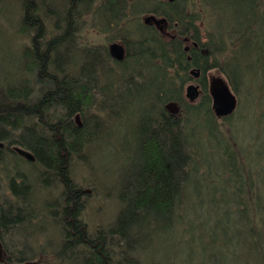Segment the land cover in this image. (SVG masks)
I'll use <instances>...</instances> for the list:
<instances>
[{
	"label": "trees",
	"instance_id": "16d2710c",
	"mask_svg": "<svg viewBox=\"0 0 264 264\" xmlns=\"http://www.w3.org/2000/svg\"><path fill=\"white\" fill-rule=\"evenodd\" d=\"M10 2L19 10L17 35L29 38L15 71L0 79V244L6 263L131 264L130 257L153 241L149 235L140 246L129 244V234L142 232L143 214L157 211L170 216L172 225L190 173L210 178L211 166L199 158L200 139L213 138L228 160L221 162L222 176L236 191L245 184L244 202L234 204L244 211L261 206L258 225L248 220L243 231L246 246L253 243L264 264V178L259 183L247 178L235 153L247 154L228 142L236 137L231 117L237 108L239 113L242 99L253 98L251 107L259 112L264 102V56L254 45L259 37L264 45V36H257L264 34V0H63L56 9L43 0ZM87 13L108 41L121 42L122 57L105 46L96 50L80 43ZM147 14L164 17L174 35L166 39L158 25L142 19ZM202 21L209 27L203 29ZM214 69L239 95L237 107L221 118L214 112L207 78ZM188 70L196 73L191 77L201 88L195 103L183 98ZM228 123L231 131L220 129ZM125 125L138 129L137 157L130 158L133 173L117 191L122 205L117 222L125 221L128 235L98 224L89 233L81 213L90 190L73 182L72 164L80 160L95 170L100 141ZM49 227L51 238L29 252L28 236ZM16 236L21 243H15Z\"/></svg>",
	"mask_w": 264,
	"mask_h": 264
},
{
	"label": "rangeland",
	"instance_id": "374dc122",
	"mask_svg": "<svg viewBox=\"0 0 264 264\" xmlns=\"http://www.w3.org/2000/svg\"><path fill=\"white\" fill-rule=\"evenodd\" d=\"M1 1L3 6L0 10V73L2 72L0 79H5L9 77L7 74L18 62L17 55L27 44L29 36L25 34L17 35L15 31V22L19 12L18 6L15 8V4L11 3L10 0ZM12 1L14 2V0ZM43 1L50 7L62 8L63 0ZM47 5L45 4V6ZM89 16L90 14L88 13L83 15L85 21L82 22L83 24H81L78 32L80 43L89 47L93 46L96 50H99L98 46H105L106 48H110L112 45L121 46V42L118 39L111 38L108 41L95 28L94 24H91L93 22L88 20L90 19ZM150 16H153L155 21L164 20L158 26L166 33V39H170L174 35L175 31L170 29V25L167 28V22L164 17L160 18V16L156 17L157 15L155 16V14H147L143 15L142 19L145 20ZM148 23L154 24L155 22L151 20ZM202 27L205 29L209 25L207 22L202 21ZM257 36H264V34H258ZM108 37L111 36L108 35ZM262 42L260 37L254 41L259 57L262 54L261 57L264 56V45H262ZM259 44L261 47L258 46ZM119 47H117L121 53L119 57H122L125 52L124 49L121 52ZM100 49L102 50V48ZM4 52H7L9 56L6 57ZM254 52H250L244 60L246 62L250 60V57L254 56ZM2 64L8 67L5 69ZM14 71L15 69H13L11 74ZM188 71L190 76L183 83V98L185 102L195 103L201 99V88L199 83L192 79V77L196 76V73L191 70ZM180 74H182V71ZM251 77L252 74H250L249 80ZM207 78L210 85L211 102L214 106L212 100L213 92L217 91L221 86L228 85L226 77L216 69L208 71ZM233 93L237 101H239V95L235 92ZM252 101L253 98H243L239 113L236 115L238 108L233 113L231 118L232 121L234 120V132L237 138L233 136V139H231L230 137L228 142L230 144L233 143V146L230 145L231 149L234 147L237 151L238 149L240 150L241 146V149L245 151L247 155H242L241 157L238 153H235L236 162L244 165V175L249 174V176H246L247 178L252 179V182L259 183L261 177L264 178V158L261 157V152L264 151V102H262V109L259 112L254 108L252 109ZM235 116L236 118L234 119ZM216 117L221 118L218 115ZM225 120L227 121V119ZM76 123L81 125L79 118ZM231 125L228 123L227 127H221V125H218V127H221V130L229 128L231 131L233 128ZM108 134L110 135L103 137L99 143L101 148L100 157L97 159L94 158L97 156L93 157L92 165L95 170L91 172L87 166L84 167L79 163L80 160L79 162L74 161L70 176L73 182L87 186L85 189L92 191H89L87 206L81 213L82 219L87 222L89 233L98 224V226L100 225L103 228L113 227L128 235V232L122 227L125 221L122 222L121 219L120 222L119 220L117 222L118 212L122 207L117 200V191L133 173L130 158L137 157L138 129L127 125L123 128L118 126L112 129L111 132H107ZM225 134H229V132L225 131ZM200 142H203V144L199 158L207 161L208 166H211L209 169L210 178L206 179L200 174L190 173L183 188V196L178 203L179 215L177 214L176 221L172 225L170 223L173 219L171 220L170 216L166 217L157 211L150 212L151 210L148 209L146 214H143L141 219L142 232L137 236L129 234V244L140 246L149 238V235L153 241L145 248L139 249L135 253L136 255L130 257L131 264H260V257L256 254L253 243H250V248L246 246L245 231L243 230L246 228L248 220H250L249 223L253 222L256 223V226L258 225L259 209L257 207L261 206L256 207L254 205L255 208L248 207L247 211H244L238 208L242 205L234 204L239 199L244 202L245 184L241 192L236 191L235 187L230 183L232 181L228 182V179L222 176L223 167L221 164H227L228 160H225L220 154V142H216L213 138L208 139V141L202 138ZM94 149L96 147L93 148L92 146L89 148L90 157L93 155ZM241 170V168L236 170L232 175L235 177V174H237L238 176ZM202 171H204V168L201 167L200 172L202 173ZM94 177L98 179L96 180ZM98 180L101 182V187L97 185L99 184ZM92 185L97 190L89 187ZM247 187L249 188V185ZM98 191H100L99 194ZM49 192L48 189L47 193ZM40 193L43 196L44 191ZM55 194L56 191L51 193L52 196ZM247 200L252 203L255 199L249 198ZM251 211V216H247L246 212L250 213ZM113 222L114 224L112 225ZM52 230L53 228L49 227L47 230L45 228L44 232L28 236V251H31V253L36 252L40 249V246L45 245L46 240L51 238L50 231ZM21 241L22 239L16 236L15 243L19 244ZM30 260H24L20 264H37L32 263ZM0 264H7L1 244ZM48 264H54V261H48Z\"/></svg>",
	"mask_w": 264,
	"mask_h": 264
},
{
	"label": "water",
	"instance_id": "95a60500",
	"mask_svg": "<svg viewBox=\"0 0 264 264\" xmlns=\"http://www.w3.org/2000/svg\"><path fill=\"white\" fill-rule=\"evenodd\" d=\"M154 21L156 25H158L159 23L163 22L164 20L159 19L156 20L153 18V16L147 17L145 19V22H149V21ZM117 45H112L110 46V50L111 52L115 53V56L120 58L119 56L121 55L120 51H118L117 49ZM121 47V46H120ZM119 47V48H120ZM225 98L226 99V104L224 106V108H217L215 107L217 104L221 103V99ZM235 97L233 94L230 93L229 89L227 86H221L220 88L217 89V91L215 90L213 92V103H214V108H215V114L218 115L219 117L225 115L227 112L231 111L232 109L235 108ZM78 119V116H76V120ZM80 124V123H79Z\"/></svg>",
	"mask_w": 264,
	"mask_h": 264
},
{
	"label": "bare ground",
	"instance_id": "6f19581e",
	"mask_svg": "<svg viewBox=\"0 0 264 264\" xmlns=\"http://www.w3.org/2000/svg\"><path fill=\"white\" fill-rule=\"evenodd\" d=\"M120 49H121V52H123V48L122 47H120ZM228 85V84H227ZM228 87V89H229V91H230V93L231 94H233L234 95V97H235V102H236V104H235V108L237 107V98H236V96H235V94L231 91V89L229 88V86H227ZM212 100H213V97H212ZM225 104H226V99L225 98H222L221 99V103L220 104H217L215 107H217V108H224V106H225ZM234 108V109H235ZM213 109H214V112H215V108H214V106H213ZM234 109H232L231 111H229V112H227L225 115H223V116H221V117H225V116H227L228 114H230Z\"/></svg>",
	"mask_w": 264,
	"mask_h": 264
}]
</instances>
